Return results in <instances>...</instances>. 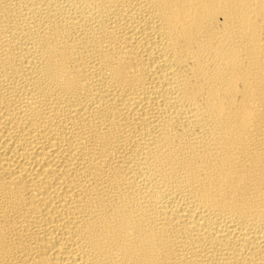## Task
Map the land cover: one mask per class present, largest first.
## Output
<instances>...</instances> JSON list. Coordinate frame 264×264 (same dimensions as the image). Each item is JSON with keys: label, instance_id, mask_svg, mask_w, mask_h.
Masks as SVG:
<instances>
[{"label": "bare ground", "instance_id": "1", "mask_svg": "<svg viewBox=\"0 0 264 264\" xmlns=\"http://www.w3.org/2000/svg\"><path fill=\"white\" fill-rule=\"evenodd\" d=\"M0 264H264V0H0Z\"/></svg>", "mask_w": 264, "mask_h": 264}]
</instances>
